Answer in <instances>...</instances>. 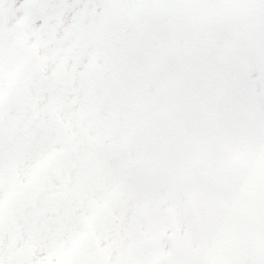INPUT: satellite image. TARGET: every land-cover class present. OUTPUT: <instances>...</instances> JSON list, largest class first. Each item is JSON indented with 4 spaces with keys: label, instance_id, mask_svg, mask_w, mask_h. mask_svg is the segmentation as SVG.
<instances>
[{
    "label": "snow or ice",
    "instance_id": "snow-or-ice-1",
    "mask_svg": "<svg viewBox=\"0 0 264 264\" xmlns=\"http://www.w3.org/2000/svg\"><path fill=\"white\" fill-rule=\"evenodd\" d=\"M0 264H264V0H0Z\"/></svg>",
    "mask_w": 264,
    "mask_h": 264
}]
</instances>
